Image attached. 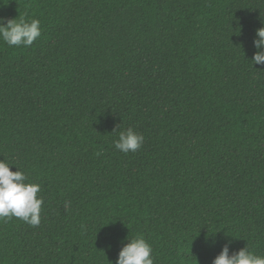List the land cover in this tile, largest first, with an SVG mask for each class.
<instances>
[{
    "label": "trees",
    "instance_id": "trees-1",
    "mask_svg": "<svg viewBox=\"0 0 264 264\" xmlns=\"http://www.w3.org/2000/svg\"><path fill=\"white\" fill-rule=\"evenodd\" d=\"M40 21L0 40V160L44 198L0 221V264H114L141 235L154 264L264 256V0H0ZM128 128L136 152L114 147ZM69 207L66 209L65 204Z\"/></svg>",
    "mask_w": 264,
    "mask_h": 264
},
{
    "label": "clouds",
    "instance_id": "clouds-1",
    "mask_svg": "<svg viewBox=\"0 0 264 264\" xmlns=\"http://www.w3.org/2000/svg\"><path fill=\"white\" fill-rule=\"evenodd\" d=\"M40 21H30L21 17L7 19L0 17V40L9 47H30L41 36ZM253 46L256 49L250 61L253 65H264V27L256 30ZM144 143L142 134L128 128L118 133L114 147L128 154L136 152ZM11 165L4 159L0 160V221L17 218L24 223L37 227L41 222V210L44 203L41 186L29 183L26 173ZM69 204H65L67 209ZM114 264H154L151 245L141 235L125 237ZM212 264H264V256L256 255L247 245L237 251H231V241L226 242Z\"/></svg>",
    "mask_w": 264,
    "mask_h": 264
}]
</instances>
